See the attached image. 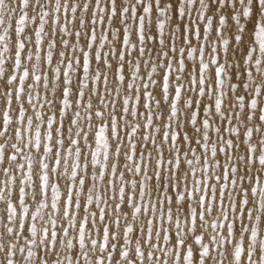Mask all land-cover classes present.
Returning <instances> with one entry per match:
<instances>
[{"label":"snow or ice","instance_id":"6c2138e0","mask_svg":"<svg viewBox=\"0 0 264 264\" xmlns=\"http://www.w3.org/2000/svg\"><path fill=\"white\" fill-rule=\"evenodd\" d=\"M0 264H264V0H0Z\"/></svg>","mask_w":264,"mask_h":264}]
</instances>
